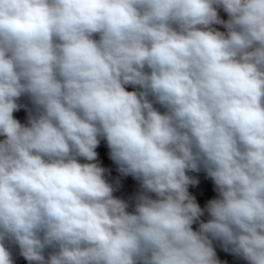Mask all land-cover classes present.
<instances>
[{
    "label": "clouds",
    "instance_id": "obj_1",
    "mask_svg": "<svg viewBox=\"0 0 264 264\" xmlns=\"http://www.w3.org/2000/svg\"><path fill=\"white\" fill-rule=\"evenodd\" d=\"M0 136V264H264V0H0Z\"/></svg>",
    "mask_w": 264,
    "mask_h": 264
},
{
    "label": "crops",
    "instance_id": "obj_2",
    "mask_svg": "<svg viewBox=\"0 0 264 264\" xmlns=\"http://www.w3.org/2000/svg\"><path fill=\"white\" fill-rule=\"evenodd\" d=\"M20 104L25 107H21L20 110L13 113L14 117L19 120L22 124L27 122L28 109L32 108L31 102L27 96H22L19 101ZM81 162H86L81 160ZM97 162L101 167L106 169L105 176H108L118 170L117 164L111 160L108 153L97 155ZM115 188L113 195L121 198L129 203V211L133 210L134 196L141 190L139 182L132 176H119L115 178H106ZM154 195V194H152ZM230 252H224L226 254ZM221 255V254H220ZM218 256V255H217Z\"/></svg>",
    "mask_w": 264,
    "mask_h": 264
},
{
    "label": "trees",
    "instance_id": "obj_3",
    "mask_svg": "<svg viewBox=\"0 0 264 264\" xmlns=\"http://www.w3.org/2000/svg\"><path fill=\"white\" fill-rule=\"evenodd\" d=\"M98 155L108 153L109 148L107 142L104 139L100 140L98 147L96 148ZM122 176V174L117 170L116 172L105 176V178H115ZM196 184H191L188 187L189 194L195 198L196 203L199 204L201 209H205L209 200L217 197L218 193L215 190V185L210 177L207 176L206 172L202 170V174L199 176ZM210 219L207 211L200 217V220L207 222ZM194 230L199 227L198 222L192 225ZM15 248H18L14 245ZM217 258L221 261V264H248V262L234 254L226 253L218 255Z\"/></svg>",
    "mask_w": 264,
    "mask_h": 264
},
{
    "label": "rangeland",
    "instance_id": "obj_4",
    "mask_svg": "<svg viewBox=\"0 0 264 264\" xmlns=\"http://www.w3.org/2000/svg\"><path fill=\"white\" fill-rule=\"evenodd\" d=\"M219 15L222 19H227V13L223 11V9H219ZM215 27L220 30V31H225L222 25H215ZM128 91H132L133 88L131 86H127ZM156 107L159 108V105H156ZM163 111V109H160ZM4 139V137L0 136V140ZM190 177L194 178L195 180L199 178V176L202 174V169L198 172L195 171H189L187 173ZM213 247L216 251V255H220L226 251H224L223 247L221 246V243L219 241H213ZM10 251L12 253V258L14 261V264H29V262L24 259L20 254H19V249L15 248L14 245L9 244Z\"/></svg>",
    "mask_w": 264,
    "mask_h": 264
}]
</instances>
